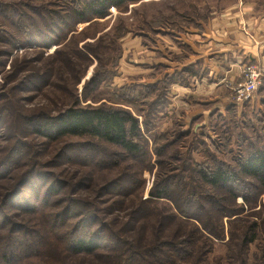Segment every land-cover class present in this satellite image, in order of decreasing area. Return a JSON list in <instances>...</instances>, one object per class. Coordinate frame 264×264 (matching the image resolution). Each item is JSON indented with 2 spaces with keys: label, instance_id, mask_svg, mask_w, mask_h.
Returning a JSON list of instances; mask_svg holds the SVG:
<instances>
[{
  "label": "rangeland",
  "instance_id": "rangeland-1",
  "mask_svg": "<svg viewBox=\"0 0 264 264\" xmlns=\"http://www.w3.org/2000/svg\"><path fill=\"white\" fill-rule=\"evenodd\" d=\"M64 3L0 0L12 13H0V32L13 31L19 13L31 23L29 15L38 29L35 35L20 36L17 46L12 39L10 44L0 38V164L12 169L0 179V202L7 189L27 177L24 204H18L24 205L23 210L17 204L6 210L10 223L34 240L27 262L106 264L100 259L108 256L106 250L90 258L67 250L76 229L103 224L106 237L123 239L142 250L157 240L183 242L194 236L189 264H264V194L248 204L239 197L234 207L240 212L232 216L216 213L212 223L224 230L219 237L207 233L204 219L180 214L175 201L150 195L163 179L175 182L184 176L188 184L198 183L200 166L212 167L216 158L235 166L252 147H264V83L251 101L230 106L216 99L206 80L174 84L169 95L164 92L169 104L158 118L154 113L149 131L141 123L145 141L139 154L110 147L109 158L106 152L83 146L86 140H51L40 132L48 117L75 105L124 110L142 122L157 95L154 90L144 97L142 86L181 71L185 59L192 61L198 47L190 39L198 26L223 15H237L241 21L264 18V0H143L112 8L106 18L78 24L67 35H59L55 27L42 28L38 11L59 13ZM101 76H105L102 83L91 82ZM178 86L188 92L178 91ZM118 182L121 189L110 187ZM202 205L208 211L212 208ZM147 214L146 220H139ZM166 215L173 218L158 230ZM254 223L261 228L255 242L244 247ZM12 233L7 228L0 234ZM5 243L0 240V250Z\"/></svg>",
  "mask_w": 264,
  "mask_h": 264
},
{
  "label": "trees",
  "instance_id": "trees-1",
  "mask_svg": "<svg viewBox=\"0 0 264 264\" xmlns=\"http://www.w3.org/2000/svg\"><path fill=\"white\" fill-rule=\"evenodd\" d=\"M141 1L143 0H65L59 13H51L42 9L45 12L40 10L37 15L43 21L44 27L42 28L49 30L55 27L59 30V35H67L78 24L106 18L112 8L121 9ZM0 13L3 16H12L11 10L2 5H0ZM18 15V19L12 25L13 31L0 32L2 40H6L8 43L11 39L14 41L13 46L20 45V36L26 37L28 34L35 35L38 32L36 22L29 15L28 20L31 23L23 20L27 16L26 14L19 13ZM198 28H202V24ZM202 71L198 62L191 63L184 65L181 71L167 75L157 82L143 85L141 91H143L144 97L155 92L157 95L150 104L152 111L147 112L142 122L124 110L75 105L55 117H48L46 123H41L44 127L40 132L51 140L59 141L64 138L86 140L82 144L83 146L93 147L94 150L99 149V152H106L105 155L109 158L113 154L110 153L111 148H117L130 155L139 154L143 150L142 141H145L142 127L149 131L150 126H153L154 113L155 117L158 118L165 105L169 104L168 99L163 96L164 92L169 95L174 84L188 86L194 78L201 79L209 75L208 71ZM104 77L93 79L91 82L94 83L97 80V84H100L104 81ZM154 90L157 91L153 92ZM136 93L140 94L139 91ZM143 94L141 93L142 96ZM158 106H160L159 109ZM216 159H214V166L205 165L197 169L198 180L196 181L198 183L188 184L184 176H179L175 182L172 179H163L156 184L150 193L151 197L157 198V200L175 201L177 205L175 208L186 217H192L198 221L204 219L206 222L204 229L213 237H219V234L224 231L223 229L219 231V228L212 223V218L216 213L220 216H232L240 212L234 207L239 197H242L248 204L251 200L264 194V147H252L247 152L246 157L238 160L235 166ZM11 170L9 167L5 168L3 164H0V179L6 178ZM26 179L27 177L16 186L7 189L2 202H0V233L7 228L9 232H13L10 236L0 234V240L4 238L6 241L5 246L0 250V264H35L27 262L31 260V255L34 252L31 249L34 240L27 239L28 234L24 229L19 228L18 225L14 226L13 222L10 223V217L6 211H9L16 204L23 210L24 205L18 206V204L22 202L24 204V190L29 184ZM120 183L118 182V185L111 183L110 187L121 189ZM177 183H181L180 187L176 185ZM198 184L205 185L204 189L198 188ZM175 185L178 186L177 189L173 188ZM188 187L192 189V193ZM216 191H220L223 197H220ZM144 202L149 204V199ZM202 204H209L212 208L208 211ZM38 211L35 207V212ZM212 211L214 214L210 216L209 212ZM148 215H144L139 220H146ZM169 218H173V216H162L158 230L164 226L165 220ZM105 227L107 226L103 224L98 226L92 224L76 229L72 233L73 237L68 241L67 250L70 254L76 257L82 256V258L99 257L102 256L99 254L104 252L102 250H106L108 256L100 258L106 259V264H189L193 261L191 258L194 256L193 252L196 246L193 245L195 241H192L194 236H188V239L183 242L157 240L152 247L142 250L137 245L123 239L116 237H111V239L109 235L106 237ZM258 227H260L258 223H254L249 229L252 237L245 239L244 247L255 242ZM14 234H16L15 237H13ZM203 246L208 250L206 239H204ZM244 264L246 263L244 262Z\"/></svg>",
  "mask_w": 264,
  "mask_h": 264
},
{
  "label": "crops",
  "instance_id": "crops-1",
  "mask_svg": "<svg viewBox=\"0 0 264 264\" xmlns=\"http://www.w3.org/2000/svg\"><path fill=\"white\" fill-rule=\"evenodd\" d=\"M237 17L223 15L201 23L202 28L194 31L190 39V44L198 48H194L195 54L190 56L192 61L188 63L185 59V64L198 62L203 71H208L209 75L197 83H210L211 93L225 106L233 103L231 87L242 82V67L247 63L264 62V18L241 21ZM178 87V91L188 92Z\"/></svg>",
  "mask_w": 264,
  "mask_h": 264
},
{
  "label": "built area",
  "instance_id": "built-area-1",
  "mask_svg": "<svg viewBox=\"0 0 264 264\" xmlns=\"http://www.w3.org/2000/svg\"><path fill=\"white\" fill-rule=\"evenodd\" d=\"M242 82L231 87V101L242 105L251 101L264 82V62L247 63L241 70Z\"/></svg>",
  "mask_w": 264,
  "mask_h": 264
}]
</instances>
